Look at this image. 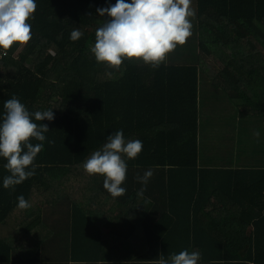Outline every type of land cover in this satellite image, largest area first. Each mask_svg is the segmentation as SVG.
Wrapping results in <instances>:
<instances>
[{"label": "trees", "instance_id": "trees-1", "mask_svg": "<svg viewBox=\"0 0 264 264\" xmlns=\"http://www.w3.org/2000/svg\"><path fill=\"white\" fill-rule=\"evenodd\" d=\"M197 2V64L164 62L153 69L125 60L109 69L97 64L90 46L108 19L96 9L117 0H36L31 40L5 50L0 62V122L4 102L13 96L30 113L52 110L55 119L35 121L33 115L49 132L34 161L35 175L14 190L3 186L10 173L0 158V264H155L161 254L167 259L183 250L199 251L198 264H264V165H201L198 131L201 74L230 102L251 108L264 135V0ZM73 28L83 32L76 42L70 39ZM213 56L220 69L209 67ZM120 130L143 148L137 158L125 157L135 173L122 184L126 193L113 198L104 177L87 175L83 163ZM148 169L153 175L145 186L136 177ZM97 184L101 188L91 193L81 190ZM36 187L43 188L38 203ZM141 188L143 197L137 195ZM20 195L30 208H18ZM69 198L76 209L56 213ZM84 198L121 208L110 218L120 242L102 243V217L84 211ZM44 200L51 212L39 206ZM58 223L70 235L59 232ZM18 230L22 235L15 238Z\"/></svg>", "mask_w": 264, "mask_h": 264}, {"label": "clouds", "instance_id": "clouds-1", "mask_svg": "<svg viewBox=\"0 0 264 264\" xmlns=\"http://www.w3.org/2000/svg\"><path fill=\"white\" fill-rule=\"evenodd\" d=\"M37 9L36 0H0V50H8L14 45H24L31 40L30 19ZM100 17L108 19L98 27L95 43L90 46L97 64L109 69H119L125 60L142 62L158 68L168 54L177 46L184 45L191 36V0H117L115 5L96 9ZM83 36L79 28H73L70 39L78 41ZM7 54V51L4 52ZM4 115L0 122V158L9 175L3 179L5 189L22 184L35 175L34 161L44 148L46 124L35 121H53L54 111L44 110L30 113L20 100L13 96L4 102ZM254 136L259 139L257 131ZM35 140L39 143L33 144ZM54 144V141H49ZM143 148L140 140H126L123 130L107 137L103 146L94 151L83 163L87 175L104 177L103 187L113 197L126 193L122 184L126 180L127 162L138 157ZM31 169V170H29ZM153 171L148 169L136 179L147 185ZM146 188L137 195L143 197ZM18 208L26 210L31 204L23 195L17 197ZM199 251L183 250L171 254L167 259L163 254L155 264H198Z\"/></svg>", "mask_w": 264, "mask_h": 264}, {"label": "rangeland", "instance_id": "rangeland-1", "mask_svg": "<svg viewBox=\"0 0 264 264\" xmlns=\"http://www.w3.org/2000/svg\"><path fill=\"white\" fill-rule=\"evenodd\" d=\"M194 13L189 18L192 25L191 36L184 45L177 46L173 52L168 54L165 60L166 64L193 65L198 63L200 53L198 51L200 49L197 48V41L199 42L201 35L198 31V13L196 10ZM208 37H210L209 31L204 30L202 38L207 39ZM208 62L211 69L212 67L215 69L222 67L215 56L209 59ZM202 64L205 65L204 62ZM30 67H32V64H30ZM200 92L202 94L199 136L200 164L203 166L206 163L221 166L229 165L231 167L255 165L259 156V149L263 150V138L257 140L254 136L258 126H253V121L257 114H251V108L248 106L241 107L244 104L243 102H241L242 104L236 100L230 102L219 86H208L205 90L200 88ZM205 111L210 112V115H204ZM121 224L124 225V222H121ZM18 233L15 232L16 235ZM101 241L103 244L108 245L121 241L114 225L107 235L103 233ZM19 252H22V250ZM52 258L59 259L63 257Z\"/></svg>", "mask_w": 264, "mask_h": 264}, {"label": "crops", "instance_id": "crops-1", "mask_svg": "<svg viewBox=\"0 0 264 264\" xmlns=\"http://www.w3.org/2000/svg\"><path fill=\"white\" fill-rule=\"evenodd\" d=\"M191 8L192 10L194 9V11L196 10L197 13H198V2L197 0H192L191 2ZM194 5V6H193ZM197 22H198V19H197ZM197 48L199 49V42L197 41ZM199 52V51H198ZM208 86H212L214 87V84L211 83L210 81V78L209 77H205L204 79H201V74H200V82H199V88H198V111H199V133H200V127H201V110H202V94L200 92V88H203L204 90L208 87ZM204 115H210V112H207L205 111V114ZM258 126V128L256 129V132L258 131L260 133V137L258 140H261V137L263 138V122H262V119L260 117H257L255 118V120L253 121V126ZM259 149V148H258ZM263 152H264V139H263V150L259 149V156L257 158V162L255 163L256 166H261V165H264V155H263ZM200 163V162H199ZM204 166H212L210 164H205ZM221 166V165H219ZM229 166V165H228ZM135 173V169L132 168V167H127V174H126V180L128 179V176H132L133 174ZM126 183V182H125ZM84 183H80L78 186H74L72 188H70L69 190H67L68 192H70V194L73 193V191L76 190V188H80L81 186H83ZM98 186V187H97ZM96 185H88L86 186L84 189H81V190H84L86 191L87 193H91L92 190H94L95 188H101L100 187V184H97ZM56 190H58V187H56ZM60 190H63L65 193H67L66 191V187H62L60 188ZM43 191V188L41 187H36V195H35V199H36V202L38 203L39 200V193H41ZM70 200V204H67V203H63V204H60L59 207H57L58 211L56 213H58L59 215H62L64 216L66 214V212L68 213L69 209L72 207L73 210L76 209V205L73 201V198H69ZM83 202L81 204L82 208L84 209L85 212H89V213H97V214H100L101 215V219H98L100 221H102L103 226L100 228L101 230V234H108L110 231H111V227L113 226V222L111 220L113 219H110L111 217H114L115 212L117 209H121L119 207H109L107 205H104V206H100V205H96L98 203V201L96 200H92V199H89L87 200V198H84L82 199ZM43 202L45 203H42L40 204L39 206L44 209H46L47 212H51V209L49 206H47L46 204V200H44ZM91 203H94L95 205H91ZM123 211L126 210V207H123L122 208ZM59 221H63L65 222V218L64 217H60L59 218ZM78 224V222H75ZM71 226H72V222H71V218H70V223H69ZM66 226H64L63 223H58V231L59 232H62L64 233L65 232V237L70 235V229L68 231H66L65 229ZM127 228L128 229H132V227L130 225H127ZM77 230L76 233H80L79 230L80 228H75ZM16 232H19L17 235L15 234L14 237L17 238V237H21L20 235H22V231L21 230H18ZM83 233H87L86 231L83 232ZM92 233L93 234H96V229H92ZM20 234V235H19Z\"/></svg>", "mask_w": 264, "mask_h": 264}, {"label": "built area", "instance_id": "built-area-1", "mask_svg": "<svg viewBox=\"0 0 264 264\" xmlns=\"http://www.w3.org/2000/svg\"><path fill=\"white\" fill-rule=\"evenodd\" d=\"M5 50H0V62L3 60L4 56H7V54H4Z\"/></svg>", "mask_w": 264, "mask_h": 264}]
</instances>
